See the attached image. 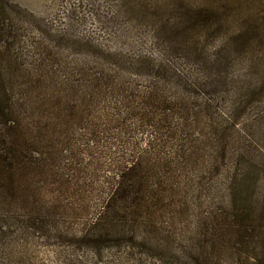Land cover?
I'll return each instance as SVG.
<instances>
[{"label":"rangeland","instance_id":"374dc122","mask_svg":"<svg viewBox=\"0 0 264 264\" xmlns=\"http://www.w3.org/2000/svg\"><path fill=\"white\" fill-rule=\"evenodd\" d=\"M240 30L258 33L250 34L252 43L264 41V5L250 0H0L2 55L111 76L170 95L171 102L187 104L191 116L175 124L186 133L171 139L136 133L152 130L144 122L120 124L114 103L96 107L85 125L100 133L101 145L94 144L87 151L94 159L73 173L79 183L94 185L77 204L83 212L67 213L59 197L49 203L45 228L31 229L28 212L6 208L0 264H264L260 246L240 241L229 229L230 221L242 218L235 215L241 208L230 207L225 182L243 167L260 168L263 179L255 195L264 197V78L246 71L251 53L231 51L232 46L222 52L231 63L220 67L214 59L226 41L208 37ZM145 150V161L153 153L155 162L142 167L143 195L155 215H109L103 224L114 221L123 236L118 244L94 241V230L86 237L101 189L113 183L115 165L122 167L130 154ZM156 189L164 201L150 202Z\"/></svg>","mask_w":264,"mask_h":264},{"label":"trees","instance_id":"16d2710c","mask_svg":"<svg viewBox=\"0 0 264 264\" xmlns=\"http://www.w3.org/2000/svg\"><path fill=\"white\" fill-rule=\"evenodd\" d=\"M250 1L264 5V0ZM229 34L232 33L208 35L209 38L220 37L226 41L214 61L220 67L229 66L231 61L222 52L232 46L229 48L231 51L251 53L252 60L244 63L250 68L246 71L264 78V41L253 38L252 43L250 37V34L257 37L258 33L240 30L234 35ZM258 45L254 52L253 48ZM173 98L128 82H117L111 76L81 74L0 53V232L6 230L2 222L6 217V208L28 212L25 218L30 222L31 229L45 226L44 215L50 209L49 203L59 200V197L63 198L67 213L83 212L77 204L90 196L94 185L91 180L79 183L73 173L78 170L77 166L94 159L87 151L94 144L101 145L103 138L100 133L86 130L85 125L96 107L114 103L119 108L120 124L124 125L126 121L134 125L144 122L152 130L147 129L146 133L138 128L136 133L141 136L164 134L172 139L186 133L177 127V121L187 122L191 117L187 104L171 102ZM220 115L228 117L227 112ZM147 151L130 154L122 167L115 165L113 183L101 189L95 203L94 223L86 230V237L94 230L93 236L98 233L91 236L94 241L106 239L109 240L107 243L118 244L123 236L114 221L110 220L108 226L103 224L109 215H118L123 219L135 215H143L144 218L148 213L155 215V210L148 205L149 201H144L147 195H143L146 178L142 175V167L146 162L148 165L155 162L153 153L145 161ZM65 167H68L67 172H61ZM259 169L243 167L239 175L238 171L234 172L225 182L230 193V207L233 204L232 208H241V215H235L242 218L230 221L229 229L237 234L240 241L246 240V244L256 242L264 257V197L257 198L255 195L261 180ZM231 185H234L233 188ZM154 197L155 202L164 201L159 189L151 196L150 202ZM259 213L261 216H258ZM228 222L224 223L227 225ZM237 222L239 227L234 226Z\"/></svg>","mask_w":264,"mask_h":264}]
</instances>
